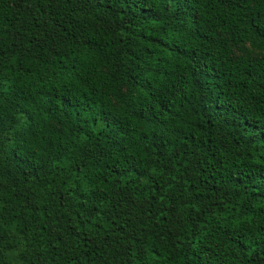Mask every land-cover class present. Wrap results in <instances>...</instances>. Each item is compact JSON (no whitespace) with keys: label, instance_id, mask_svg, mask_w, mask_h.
<instances>
[{"label":"trees","instance_id":"1","mask_svg":"<svg viewBox=\"0 0 264 264\" xmlns=\"http://www.w3.org/2000/svg\"><path fill=\"white\" fill-rule=\"evenodd\" d=\"M0 264H264V0H0Z\"/></svg>","mask_w":264,"mask_h":264}]
</instances>
